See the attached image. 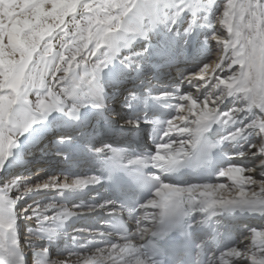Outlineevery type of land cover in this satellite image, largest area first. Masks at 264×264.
Here are the masks:
<instances>
[{
    "label": "snow or ice",
    "instance_id": "1",
    "mask_svg": "<svg viewBox=\"0 0 264 264\" xmlns=\"http://www.w3.org/2000/svg\"><path fill=\"white\" fill-rule=\"evenodd\" d=\"M0 264H264V0H0Z\"/></svg>",
    "mask_w": 264,
    "mask_h": 264
},
{
    "label": "bare ground",
    "instance_id": "2",
    "mask_svg": "<svg viewBox=\"0 0 264 264\" xmlns=\"http://www.w3.org/2000/svg\"><path fill=\"white\" fill-rule=\"evenodd\" d=\"M221 182H223V181H221ZM93 195H95V193H93Z\"/></svg>",
    "mask_w": 264,
    "mask_h": 264
}]
</instances>
